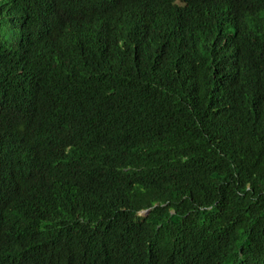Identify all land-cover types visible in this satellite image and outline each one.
I'll use <instances>...</instances> for the list:
<instances>
[{
  "label": "trees",
  "instance_id": "obj_1",
  "mask_svg": "<svg viewBox=\"0 0 264 264\" xmlns=\"http://www.w3.org/2000/svg\"><path fill=\"white\" fill-rule=\"evenodd\" d=\"M0 264H264V0H0Z\"/></svg>",
  "mask_w": 264,
  "mask_h": 264
},
{
  "label": "clouds",
  "instance_id": "obj_2",
  "mask_svg": "<svg viewBox=\"0 0 264 264\" xmlns=\"http://www.w3.org/2000/svg\"><path fill=\"white\" fill-rule=\"evenodd\" d=\"M129 8H133V9H132V12H133L134 10L138 11L140 8H142V6H141V4H139V5H137V6H131V7H129Z\"/></svg>",
  "mask_w": 264,
  "mask_h": 264
}]
</instances>
